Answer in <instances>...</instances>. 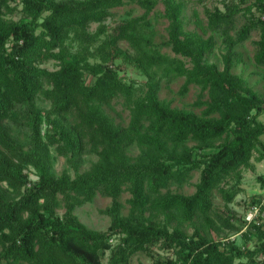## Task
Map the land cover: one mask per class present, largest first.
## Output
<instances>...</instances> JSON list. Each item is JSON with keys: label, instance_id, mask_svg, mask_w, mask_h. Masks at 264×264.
I'll return each instance as SVG.
<instances>
[{"label": "trees", "instance_id": "trees-1", "mask_svg": "<svg viewBox=\"0 0 264 264\" xmlns=\"http://www.w3.org/2000/svg\"><path fill=\"white\" fill-rule=\"evenodd\" d=\"M228 1L225 11H207L206 25L197 18L200 34L186 30L183 0H0V264H104L107 253V264H131L137 254L152 257L159 244L173 249L175 258L154 264H264V225L253 221L243 234L245 240L257 237L252 250L216 241L210 232L215 191L232 203L240 185H222L231 178L239 183L252 159L264 160V122L259 120L264 101L232 71L242 61L236 47L254 33L259 34L254 64L264 70V0ZM127 3L144 14L108 33L103 26V39L89 32ZM159 3L169 21L164 45L190 67L153 43L150 16ZM17 14L21 17L14 20ZM239 15L245 19L241 26ZM208 32L226 45L223 69L207 62L217 46L213 36L204 37ZM123 42L134 54L120 47ZM119 59L148 76L143 95L124 82L119 65L113 67ZM47 61L58 69L41 67ZM157 69L162 70L159 79ZM181 77L186 78L181 96L191 86L201 88L200 97L207 94V100L195 103L203 108L200 114L159 99L161 79L169 88ZM39 97L50 103L49 110L38 107ZM121 99L130 110L127 126L116 124L105 110ZM188 142L201 151L185 146ZM217 143L216 151H205ZM136 146L141 152L134 157ZM53 152L74 166L85 154L97 161L75 178L58 177ZM30 169L37 180L30 178ZM195 171L201 178L193 195L168 190L185 186ZM259 181L264 189V176ZM125 192L131 195L128 215L120 202ZM98 194L112 200L102 211L111 219L105 232L87 228L75 214ZM60 197L63 215L56 212ZM260 203L261 198L253 201ZM229 220L225 216L222 222L236 233L247 223L239 227ZM172 223L177 225L171 228ZM182 224L194 226L193 236L178 227Z\"/></svg>", "mask_w": 264, "mask_h": 264}, {"label": "rangeland", "instance_id": "rangeland-1", "mask_svg": "<svg viewBox=\"0 0 264 264\" xmlns=\"http://www.w3.org/2000/svg\"><path fill=\"white\" fill-rule=\"evenodd\" d=\"M187 4L186 12L184 13V18L186 22V30L187 31H196L202 34V30L197 25V18L201 20V22L206 25L207 24V11H214L218 8L221 11L226 10V5L229 3L228 0H208L201 5H198L190 0H183ZM165 7L162 3H159L156 10L150 16V31L153 33V43L162 54L168 55L171 58H179L184 60L185 64L190 67V62L185 59L177 56L170 47L165 46V42L168 40V26L169 21L164 16ZM114 16L111 17L107 22H105L100 28L99 24H93L90 27V33H101L104 29L103 26L106 27V32H110L115 26L126 19H133L141 17L144 14V10L140 8L137 4L127 3L123 6L117 7L114 9ZM21 15L17 14L12 16L14 20H18ZM238 26H241L245 19L242 15L238 17ZM104 32V31H103ZM209 36H213L217 42L216 49L214 53H212L208 58L207 62L211 64H216L220 69H223V55L226 54V45L223 42V39L216 33L208 32L204 35L205 38ZM105 38V34L101 33V37L99 39ZM259 39V34L254 33L250 40L245 42L242 45H238L236 47V51L242 54V61L240 63H235L233 68V73L239 77H241L245 82H247L248 86L252 88L264 101V70L258 68L254 64V55L256 52V48L254 42ZM101 41V40H100ZM99 41V42H100ZM99 42L96 43V46L99 45ZM72 49L77 48L76 43L67 44ZM120 47L125 50L129 55L134 54L133 50H131L128 43L123 42L120 44ZM95 60H91L94 62ZM113 65V67L120 66V76L124 80V82L128 84H132L136 89L137 96L143 95L146 91V83L148 82V76L145 72L133 64L131 61H125L124 59H119ZM41 67L46 68L48 70H57L58 65L54 61H47L41 65ZM114 67V68H115ZM162 75V70H156V79H159ZM186 78L181 77L177 78L170 87H166V79H161V89L159 92V99L161 101H165L171 105L172 108L183 110L187 112H194L196 114H200L203 108H199L195 106V103L200 100H207V94H204L203 97H200L201 88L197 86H191L189 92L181 96L179 94L180 89L185 83ZM88 81H91V78L88 77ZM37 105L39 108L44 110L50 109V103L45 101L42 97L37 99ZM106 112L114 119L116 124H120L123 126H127L130 121V110L127 109L123 103V100H119L114 103V109H110L105 107ZM259 120L264 122V115L259 117ZM24 140V136L21 137ZM264 141V136L262 138ZM220 143H217L213 147L206 148L205 151H216ZM185 146L188 148H196L197 143L188 142ZM199 151H201L199 149ZM141 149L136 146L131 150V155L136 157L140 154ZM97 161V157L92 154H85L81 161L77 165H71L67 158L57 156L55 152H53L52 158V170L54 174L58 177L62 175H67L70 178H75L77 174L87 172L91 165ZM30 178H37L33 173L32 169L29 170ZM264 176V160L257 161L255 158L252 159L250 166L241 170L240 181L237 183V178L229 179L225 185H222L223 188H230L233 185L239 184L241 188V192L237 195L234 201L230 204H227L219 191H215V196L213 199V214L211 215V223L213 225L210 226V232L212 237L222 242H233L235 241L239 246L246 247L250 250L255 248L258 244L257 237H254L250 240H245L243 238L244 232L247 230L248 225L250 224V220L255 218L253 212V208L257 205L253 204L254 199L261 200L264 199V189L259 181V178ZM201 173L200 171H195L192 174L190 181L183 187L171 186L168 190L171 193L183 194L186 196L193 195L197 190V185L200 182ZM166 191H164L165 193ZM131 197L128 192H125L120 198V202L124 204V208L122 210L123 215H128L130 211V206L127 204V200ZM59 204L56 208V212L58 215H63L65 212L64 203L62 198H59ZM112 200L110 198H106L98 194L94 200L83 206L82 208H77L75 210L76 216L79 220L87 226V228L98 231L105 232L110 226L111 219L102 213L103 210L107 209L111 206ZM228 217L232 224L236 226L243 227L245 222L246 225L242 229L241 232L236 233L232 231L230 228L225 226V223L222 221L224 218ZM221 218V219H219ZM159 219L164 220V217L161 216ZM257 223L260 225H264V218H260L257 220ZM177 224L172 223L171 228H174ZM198 226L201 225V221H198ZM183 232H185L188 236H193L195 232V228L190 224H182L178 226ZM117 239H113L112 244H116ZM153 256L150 257L146 254H137L132 260L131 264H154L156 259L164 260L167 258H175L174 250L167 249L163 245H157L152 248ZM110 253H107L104 264H107L109 260Z\"/></svg>", "mask_w": 264, "mask_h": 264}, {"label": "built area", "instance_id": "built-area-1", "mask_svg": "<svg viewBox=\"0 0 264 264\" xmlns=\"http://www.w3.org/2000/svg\"><path fill=\"white\" fill-rule=\"evenodd\" d=\"M37 177V176H36ZM32 179V178H31ZM38 178L32 179L33 181L37 180ZM262 208H264V199L261 200V203L253 208L252 214H254L255 218H252L249 223H252L253 221L259 220V218H264V211H262ZM259 224V223H257Z\"/></svg>", "mask_w": 264, "mask_h": 264}]
</instances>
